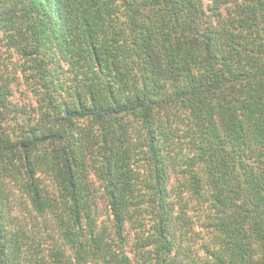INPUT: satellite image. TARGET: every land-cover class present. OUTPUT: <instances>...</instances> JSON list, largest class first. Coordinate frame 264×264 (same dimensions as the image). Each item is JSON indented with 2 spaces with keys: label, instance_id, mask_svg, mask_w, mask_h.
Here are the masks:
<instances>
[{
  "label": "trees",
  "instance_id": "obj_1",
  "mask_svg": "<svg viewBox=\"0 0 264 264\" xmlns=\"http://www.w3.org/2000/svg\"><path fill=\"white\" fill-rule=\"evenodd\" d=\"M188 261L264 264V0H0V264Z\"/></svg>",
  "mask_w": 264,
  "mask_h": 264
},
{
  "label": "rangeland",
  "instance_id": "obj_2",
  "mask_svg": "<svg viewBox=\"0 0 264 264\" xmlns=\"http://www.w3.org/2000/svg\"><path fill=\"white\" fill-rule=\"evenodd\" d=\"M209 14V13H207ZM14 63H19V60L17 59V57L13 58V64ZM13 64H11V77H19V72H18V69L19 67L17 66H14ZM17 68V69H16ZM21 76V75H20ZM30 83L28 82H25L21 77L17 78V81L13 82L12 85H11V88L14 92V99L17 103H19V105L24 108V109H27L29 110L30 108L28 107H31L30 104V100L27 101V98H26V93H30V89H29V86ZM174 180V178H173ZM172 183L174 184V182L172 181ZM95 189H96V192H97V196L99 199V202L101 201L102 202V197H101V193L100 192V189L95 186ZM101 198V199H100ZM103 209V206H101V210ZM103 212V210H102ZM17 214V212H16ZM190 217H191V220L193 221L194 220V215L191 213L190 214ZM189 233H188V240L184 243V250L185 252L189 251V254L191 256L194 255V259L196 258H201V259H206V256L204 255V251L202 250V244H204V241L201 242V238H204L205 237V234L203 233L202 230H200L199 227L195 226V225H191V228L188 229ZM182 245V244H181ZM199 249V252L198 250ZM182 255H180L179 257L182 259L181 257ZM184 261V260H183ZM186 261V260H185ZM177 262H181V260H178ZM187 264H190V261H188Z\"/></svg>",
  "mask_w": 264,
  "mask_h": 264
}]
</instances>
